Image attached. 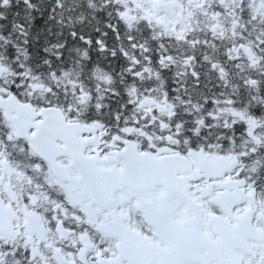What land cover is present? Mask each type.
Returning <instances> with one entry per match:
<instances>
[{"label": "snow or ice", "instance_id": "6c2138e0", "mask_svg": "<svg viewBox=\"0 0 264 264\" xmlns=\"http://www.w3.org/2000/svg\"><path fill=\"white\" fill-rule=\"evenodd\" d=\"M0 264H264V0H0Z\"/></svg>", "mask_w": 264, "mask_h": 264}]
</instances>
